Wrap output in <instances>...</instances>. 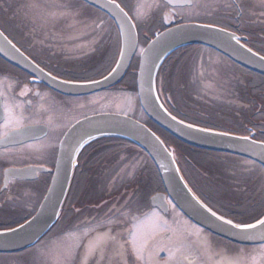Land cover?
<instances>
[{
	"label": "flooded vegetation",
	"instance_id": "flooded-vegetation-1",
	"mask_svg": "<svg viewBox=\"0 0 264 264\" xmlns=\"http://www.w3.org/2000/svg\"><path fill=\"white\" fill-rule=\"evenodd\" d=\"M29 2L0 0V29L32 63L39 64L45 73L51 72L58 81L75 82L96 79L113 67L121 48V37L115 21L108 13L85 0H44L35 12L29 13L22 9L28 7ZM67 2L71 3L70 7ZM116 2L137 25L136 52L139 48L141 51L157 33L176 24L195 22L217 26L233 33L243 45L264 57V0ZM153 2L158 3L159 7L151 9L152 19L136 21L133 13L137 6L141 3L147 6ZM50 4L55 8L48 11ZM173 4L188 6L173 8ZM80 5L87 9L85 14L94 26V29L82 35L78 23H72L71 20L73 17V21L79 20L80 12L72 8L78 9ZM20 11L24 18L38 20L40 23L37 25L41 26H31L29 23L21 25L17 20ZM102 25L103 28L108 25L109 36L103 39L104 50H101L98 61H95L96 56L93 59L82 56V60L80 56L85 53L72 54L71 51L78 47L79 51L82 47L86 51L85 47L90 41L93 42L94 50L89 49L88 52L96 54L98 50L95 49L97 40L94 31ZM196 49H205L207 54L203 60L204 54L197 53L198 62L194 74L199 70L207 74L211 67V71L217 72L215 75L220 81L239 86L232 91V95L237 98L236 102L231 100L227 103L224 114L216 115L204 110L198 112L199 115L204 116L207 123H215L216 120L224 127L264 141V74L246 68L219 50L200 43L187 45L173 58L179 61L178 58L182 56L180 61H187L189 51ZM212 54L216 57L212 58ZM130 66L116 85L75 94L60 90L61 85L56 87L57 84L46 75L33 73L32 67L21 68L0 55V124H3L4 105L7 103L18 115L22 114L20 123L24 128L37 130L21 131L9 141L0 140V228L16 226L37 211L53 176L60 143L75 122L99 112H117L106 108V105L113 91L128 89ZM194 74L190 77L202 76ZM22 90L24 95H21ZM97 102L103 103L104 107L98 109ZM131 147L146 156L126 139L117 138L90 141L78 152L73 179L52 228L59 227L58 233L63 235L70 227H74L72 231L79 239L80 232L89 227L92 242L98 238H102V242L95 251L86 248L82 250L85 244L79 239L73 254L74 264H232L237 259L241 264H251V258L259 255L262 243H241L218 235L184 215L164 193V189H141L135 185L136 181L129 182V179L140 175L138 171L132 176L129 174L127 163ZM224 156L249 159L233 154ZM141 175H144L142 169ZM218 176L223 177L221 174ZM86 178L91 182L96 179H117L122 183L94 189L91 187V191L87 192L84 182ZM220 183L234 184L235 181L221 178ZM253 190L242 188V193H235L239 198L236 203L223 200L213 203L207 197L204 199L219 215L246 223L254 218L257 204L264 200L261 193L258 202L257 191ZM161 194H165V211L151 201L154 195L160 197ZM153 229L156 235L148 241L143 261L138 260L131 244L132 235L140 242ZM257 264H264V259L258 260Z\"/></svg>",
	"mask_w": 264,
	"mask_h": 264
},
{
	"label": "water",
	"instance_id": "water-1",
	"mask_svg": "<svg viewBox=\"0 0 264 264\" xmlns=\"http://www.w3.org/2000/svg\"><path fill=\"white\" fill-rule=\"evenodd\" d=\"M85 1L105 11L113 18L120 33L121 48L117 61L110 71L93 79L100 81L99 84L84 87L61 85L59 88L75 94L89 93L116 85L128 70L137 49L136 28L128 29L124 25L122 17L118 15V9L110 6L111 0ZM120 8L127 13L130 22L133 23L128 12L121 5ZM233 36L236 37L233 33L220 27L195 22L176 24L157 33L139 54L136 71L138 99L141 108L154 123L183 142L199 148L245 156L264 167V141L250 135L204 127L180 119L164 106L156 88L157 73L165 58L178 48L195 43L211 46L244 67L264 74V60H261L263 56L243 45L237 37L232 39ZM17 49L0 29V55L21 68L30 69L31 66H26L25 58L27 61L30 60ZM114 68L117 71L109 77V73H112ZM105 77L108 79L105 80ZM86 82L78 83L85 84ZM59 85L57 84L56 87ZM173 116L176 117L175 120L172 119ZM181 121L183 123H180ZM188 125H192V127H188ZM203 129H210L211 133H217V135L201 131ZM103 136L125 138L144 149L153 160L167 195L195 223L236 242L262 243L260 235L264 234V228H261L260 225H257L254 230L256 239H244L233 234L226 227L222 228L220 222L201 207L202 204H207L199 198L184 177L172 149L148 125L123 113L99 112L79 119L68 129L60 143L49 187L37 211L16 226L0 229V252H17L30 247L50 229L60 215L78 152L90 141ZM164 195L161 194L160 197L154 195L151 201L165 211L167 207ZM207 207L209 206L207 205ZM217 215L219 214L217 213ZM261 219H264V214L248 224H256Z\"/></svg>",
	"mask_w": 264,
	"mask_h": 264
},
{
	"label": "rangeland",
	"instance_id": "rangeland-1",
	"mask_svg": "<svg viewBox=\"0 0 264 264\" xmlns=\"http://www.w3.org/2000/svg\"><path fill=\"white\" fill-rule=\"evenodd\" d=\"M29 1L30 2L28 4V7L22 8L23 10H26L29 13L35 12L37 7L41 3H44V0H29ZM31 1L33 5L31 4ZM11 2L13 3V0H11ZM68 5L70 7L71 3L69 2ZM68 5L65 4V6L67 7ZM50 6H48V11L55 8L53 4H50ZM72 9L80 12L81 16L79 20L73 21L75 20L73 19L74 17L71 18V20L72 23L74 22L78 23L77 27H80L81 31L79 32H81V35L83 33L87 34L90 31V29H94L92 21L87 17L88 15L85 14L87 13V9H85L81 5L78 6V9L75 8ZM70 10L71 9L69 8L68 11ZM23 16L24 14L21 13L20 11L17 20L21 23V25H24L25 23H29L31 24V26H36V27L41 26V24L37 25L38 23H40L37 22L38 20L31 18L27 19L24 18ZM98 21L99 19H97V22ZM108 25L104 28L103 25L100 28L99 27H97V29L95 28L94 31L95 41L97 40L95 43V49L98 50L96 54H92L88 52L89 49L94 50V45L92 41H90L89 44L87 43L85 47L86 51L83 47L79 51V47H78L75 51H71L72 54L75 55L78 52H81V54L85 53V55L80 56L82 60L84 57L86 59L92 57L93 59V57L96 56L97 59L95 61H98L99 55L101 54V50H104V46H102L103 39L108 38L109 36L108 34L109 31H107ZM206 51L207 50L205 49H196L193 51H189L188 60L180 61L179 64H177L174 68H172L173 70H170L169 74L165 78V81L167 79H171L172 84L174 85L173 95L177 99V103L176 102L175 103L176 105H178L180 111H182L181 112L182 114L188 115L190 112L191 114L196 115L199 114L198 112L202 113L204 112V110H206L215 113L216 115L218 114L221 115L224 114V110L227 107V103H229L231 100L235 101L237 99L234 95H232V91L234 90L233 88L235 87V85L233 86V84L228 83L227 81L224 80L220 81L216 76L217 72L211 71L212 70L211 67L209 68L210 72H207V74L204 72V70L203 71L199 70V72L196 74H200L202 76L190 77L192 74L195 73L194 67L197 66V62H198L197 53L200 55L204 54V58H203L204 60L205 55L207 54ZM139 52H140V48L136 52L137 56ZM208 53H210V51H208ZM90 54H92V56L88 57V55ZM190 54H192L191 58H190ZM193 56L194 58H192ZM215 57L216 56L212 54V58ZM217 71L219 73L218 69ZM166 86H168V84H166ZM127 87H128V83H127ZM236 88L238 89L239 86L238 87L236 86L235 89ZM169 97L171 98V96ZM108 100L109 101L107 102L106 108L111 109L112 111L128 114L142 120L147 119V116L145 115V113L143 112V110L139 105L136 88L135 89L128 88L127 90H122V91L115 90L112 92ZM237 102L238 104L240 103L239 101ZM103 107H104L103 103L99 104V102H97L98 109H101ZM228 115H230V113H228ZM225 130L235 131L231 128ZM235 132H239V131H235ZM173 153L176 156V158H179L177 151H174ZM199 160L201 162L202 161L204 162L203 157ZM127 166L130 176H132L134 173H137V171L140 173L138 177L129 179L128 180L129 182H131L132 180L136 181L135 185L139 186L141 189L151 188V186H149L150 184L149 181L144 176L141 175V169L145 174V170L150 168V164L146 156H144L143 154H139V152L136 149L131 147V153L128 157ZM179 166L182 172L184 173L185 177H187L188 182L189 183L191 182L194 185L195 187L194 190L201 197L202 200L204 197H207L213 203H217L220 200H223L225 202L228 201V202L236 203L237 200H239V198L236 197L235 193H239V194L242 193L241 192L242 188L243 189L250 188L251 191L252 189H255L253 190V192L257 191L258 200L260 198L259 193H263L264 196V169L260 164H258L257 162H253L252 160L236 158V157H227L221 160V158L212 156L208 159V161L205 164L199 166V170H197V173H199V175L196 176H194L192 174L191 169H189L192 167V165L187 166L184 163H182L181 165L179 162ZM184 169H187L186 170L187 172H185ZM218 174L223 175V177L221 178L233 179L235 183L221 184L220 183L221 178H219ZM84 182L87 187V192L89 190L91 191V187L92 189H94L96 187H101L105 185L116 186L122 183L120 180L117 179L115 180L96 179L94 180V182L93 181L91 182V180L87 178L84 179ZM128 184L131 185V183ZM88 194H91V192H89ZM86 197L88 198L90 196L86 195ZM73 229L74 227L73 228L70 227V229L65 234L59 235L58 233L59 227L56 226L55 229L51 232V234H49L48 232V235L46 237L44 236V238L41 241H39L36 245H34L32 248L28 250L18 253H10V254L0 253V264H74L73 254L75 253V248L76 245L78 244L79 239L80 241H82V244L83 243L85 244L82 250H84V248H86V250H89V245L92 242V238L90 236L91 234H89L90 232L89 227L80 232L79 239L75 234V232L72 231ZM86 231H87V235H84ZM69 234H74V235L69 236ZM69 249H70V255H67L66 257V250Z\"/></svg>",
	"mask_w": 264,
	"mask_h": 264
},
{
	"label": "snow or ice",
	"instance_id": "snow-or-ice-1",
	"mask_svg": "<svg viewBox=\"0 0 264 264\" xmlns=\"http://www.w3.org/2000/svg\"><path fill=\"white\" fill-rule=\"evenodd\" d=\"M112 7H115L118 9V15H120L123 19L124 25L127 26L128 29L135 28L137 25L133 24L130 22V19L127 15V13L124 12L122 8H120V5L116 3V0H111V5ZM188 6L186 4H173L172 7H185ZM153 7H159L158 3L153 2L152 4L149 5H144L143 3L139 4L137 6V10L133 13L136 21H141L145 19H152L150 12ZM167 15H165V19H167ZM232 39H236L235 36L232 37ZM14 47V46H13ZM17 51H19L17 49ZM251 51V50H249ZM123 54V50H122ZM261 60H264V57H261ZM25 63L26 66H31L33 73L37 74L38 76H47L51 82L60 84L62 86H67V87H84V86H90V85H95L99 84L100 81H95V80H88L85 84H80L75 81H58L55 76H52L51 72L45 73L44 69L39 66V64H34L30 61H27L25 58ZM120 63V62H118ZM117 71L116 68L113 69L112 73H109V77L113 75ZM105 80L108 79V77L104 78ZM27 88V86H25ZM25 92L22 90L21 95H24ZM162 107V105H161ZM4 121L3 124H0V129H3L0 131V140H5L9 141L11 140V137L20 133L21 131H28V132H35L37 131L36 129H27L22 126L20 123L21 119H23L22 114L18 115L13 108H10L9 105L6 103L4 105ZM173 120L176 119V117H172ZM37 123H39L37 121ZM180 123H183L182 121ZM188 127H192V125H188ZM201 131H206L209 132L210 134L217 135V133H211L210 129H203ZM247 140V138H244ZM170 204L171 201H168ZM216 221L220 222V226L226 227L230 231L233 232L235 235H239L244 239H256V233L254 230L256 229L257 225H260L261 228H264V219L258 220L256 224H248V223H234L232 219H225L223 215H217V212L213 211L211 208L207 207V205H201ZM111 221H109L110 223ZM74 234H69V236H72ZM84 235H87V231L84 233ZM156 235V230L153 229L151 233H148L145 235L144 239L140 242H137L135 235H132V248L133 252L135 253L136 257L138 260L143 261L144 259V252L146 248L148 247V241L152 239ZM260 239L262 241V247L260 249L259 255L258 256H253L251 258V264H257L258 260L264 259V234L260 235ZM102 242V238H98L95 242H91L89 245V249L91 251H95V249L99 246V243ZM67 255H70V249L66 250V257ZM232 264H241V261L239 259L235 260L232 262Z\"/></svg>",
	"mask_w": 264,
	"mask_h": 264
},
{
	"label": "trees",
	"instance_id": "trees-1",
	"mask_svg": "<svg viewBox=\"0 0 264 264\" xmlns=\"http://www.w3.org/2000/svg\"><path fill=\"white\" fill-rule=\"evenodd\" d=\"M183 49H184V47L174 51L173 53H171L165 59V61L161 65V67L159 69V72L157 74V88H158V92L160 94V98H161L163 104L166 106V108H168V110H170V112H172L174 115H176L179 118H183V119L188 120V121H190L192 123L199 124V125H202V126H208V127L217 128V129H228L227 126L224 127L220 122H218L216 120H214L215 123H207L203 119L205 117L201 116L199 114L193 115L190 112H189L188 115L182 114L181 113L182 111H180L178 105H176L177 99L173 95L174 85L172 84L171 79H167L168 81L167 80L165 81V78L169 74L170 70H173L172 68L175 67V64L179 63V61H180L182 56H180L178 58L179 61H176V59H174L173 57L179 51H182ZM137 65H138V57H136L134 62L131 64L130 70H129V73H128L127 83H128V88L129 89H135ZM166 84H168V86H166ZM169 96H171V98ZM214 119H217V118L215 117ZM143 121L147 125H149L158 135H160V137L166 142V144L172 149L173 152L174 151L178 152L179 158H176L178 160V163L180 162L181 165H182V163H184L187 166L192 165V167L189 168V169H191L192 174L194 176L199 175V173H197V170H199V166H202L203 164H205L210 157L216 156L218 158H222L223 159V158H227V156H224V155H232L230 153L218 152V151H213V150H208V149H201V148H197V147H193L192 148L190 145H188V144L176 139L175 137L171 136L164 129H162L161 127H159L155 123H153L148 117H147V119H143ZM110 138L111 139H115V138L122 139L120 137H114V136H105V137H102V138H99V139H110ZM129 143L131 145H133V146L138 147L136 144H134V143H132L130 141H129ZM138 148L144 152V150L142 148H140V147H138ZM145 155L148 158V161H149V164H150V168L145 170V174L143 176L149 181V183H150L149 186H151V188L153 187V188H156V189L159 188V189L163 190V185H162V182L160 180L159 174L157 172V169H156L154 163L152 162V160L149 158V156L146 153H145ZM196 156H199V157H196ZM202 157L204 158V162L202 161L203 163L199 160ZM186 170L187 169H184L185 172H187ZM186 179H187V177H186ZM191 186L195 189V187H194V185L192 183H191ZM260 194L261 193H259V195ZM203 200L205 202H207V200H205L204 198H203ZM258 202H260V201L258 200ZM263 212H264V200L257 204L256 213L254 215V218H252V220H254V219L258 218L259 216H261ZM54 229L55 228H51L50 231H49V234H51V232ZM47 235L48 234H46V236ZM32 247L33 246H31L29 248H26V249H24L22 251L28 250V249H30ZM22 251H19V252H22ZM16 253H18V252H16Z\"/></svg>",
	"mask_w": 264,
	"mask_h": 264
}]
</instances>
